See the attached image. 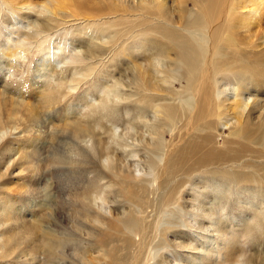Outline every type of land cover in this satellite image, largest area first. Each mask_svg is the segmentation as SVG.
<instances>
[{"label":"bare ground","instance_id":"obj_1","mask_svg":"<svg viewBox=\"0 0 264 264\" xmlns=\"http://www.w3.org/2000/svg\"><path fill=\"white\" fill-rule=\"evenodd\" d=\"M69 1H55L52 4L45 3L32 7L21 6L19 10L23 9L25 12L24 14L20 12V17H15L14 13H11L10 24L15 28L11 27L10 30H5V33L1 31L3 41L0 46V85L5 86L6 77L9 79L10 75L17 73L20 59H26L39 40L50 38L51 35L62 31L64 34L60 39L61 44L56 43L58 46L56 48L48 47V51L32 71L33 77L45 81L49 79L48 82L52 84L54 96H42V104L50 109L49 112L57 110L61 105L64 106L73 92L90 77L96 78L100 72L104 75L103 79H100L103 87L99 89L101 90L99 96L96 98L92 95L83 100L89 110L99 109L101 117L99 119L90 117L93 122L82 123L71 133L61 134L62 140L67 135L73 142H78L74 147L70 144L69 150L74 153L76 148L78 151L91 149L111 171L116 169L117 148L126 150L130 147L128 154L133 158L135 152L137 156V147L128 145L123 140L124 135L115 131L114 120L117 118L115 111L119 106L132 108L137 115L133 120H129L124 130L144 128V133L149 138L145 146L142 145L144 141L142 137L139 140L135 139L144 157L138 159L137 165L132 168L136 173L145 169L143 174L148 178H136L132 173H126L124 176L120 174V177L114 174L118 183H112L114 186L119 184V189L122 188L128 204V210L123 211L120 219L108 221L100 215L91 213L92 201L106 203L104 196L106 191L98 193L99 188H111L113 186L111 183L103 185L98 181L99 184L95 183L97 185L94 184L95 186L87 188L82 195H77L80 212L76 213L89 223L92 234L95 229L100 232L106 231L96 234L97 237L89 236V240L93 241V250L98 252L99 260H88L87 264H256V255H253L248 242L261 230V226H264V105L257 98H252L251 93L254 87L264 85V61H260L257 55H253V59L244 56L245 52L242 51L240 43L233 37L235 26L233 19L234 15H237L244 23L251 25V21H256L260 3L264 1L255 0L257 5L244 14L237 11L238 7L234 4L224 10L228 3L225 0H198L201 3L194 5L197 12L185 23L184 33L177 32L169 26L170 22L166 20L168 18H165L161 11L162 6L167 11V7L161 4L163 0H136L138 6L135 8L142 11L141 16L145 18L144 20L134 19L137 17L136 10L135 14L126 13L124 10L121 17L117 15V10L109 9L105 14L109 16L108 18L100 15H81L84 16L83 19L85 18L81 24H74L79 16L76 11L74 15L68 14L67 19L59 17ZM75 1L77 10L80 8L79 4L82 6V1ZM223 2L225 3L222 5ZM153 7L160 10L159 15L163 18H154L148 13ZM34 9L38 16H33L30 12ZM220 12L226 13L225 19H217ZM39 16L44 19L41 20ZM5 24L6 21L1 23L7 29L8 26ZM17 24L21 26L16 27ZM175 25L178 26L179 23ZM22 26L26 28L23 29ZM71 29L80 35L77 37L78 45L73 44L72 47L64 44L69 40L64 37ZM139 40H146L150 44L152 55L147 59L145 56L146 62L141 67L126 60L129 63L128 77L126 78V75L118 77L107 85V80L113 78L111 73L115 71L112 67H116L123 57L132 58L130 51L136 48ZM59 45L64 46V53L67 56L61 52L62 55L57 54L55 59L58 60H55V51L60 49ZM141 54H146V51ZM64 62L69 66L62 70L63 72L60 70L59 77L57 68ZM68 71L72 72L70 76L66 75ZM176 82L180 84L177 89ZM20 84L27 85L29 89L27 82ZM9 103L5 97H1L0 142L13 128L6 127V124H13L16 119L19 121ZM20 106L26 107L23 104ZM87 108L82 107V110L85 111ZM231 108L230 115L235 116L233 121L224 118V113L229 115ZM255 109H258V115L251 118V112ZM31 115V120L36 121L37 115L35 113ZM106 123L107 125L111 123L112 128L106 126ZM223 127L231 129L230 138L227 135L226 139L219 133ZM37 133L36 137L41 140L40 133ZM165 133L182 138L183 143L179 142L182 145L177 144L179 147L173 150L169 148L168 151L165 148L167 144L161 136ZM152 139H154L152 144H149ZM26 140L29 141V138ZM148 145L152 146L151 150L146 148ZM38 150L34 153L29 152L30 155H19L14 159L11 156L3 161L0 165V168H3V173L0 169V182L6 177L9 169L17 164L21 165L19 170L21 174L38 171L36 168L39 160L35 161L34 157L31 159L32 155H39L41 149ZM18 151V147L13 150L14 156L19 154ZM48 160V168L50 164L65 162L60 157ZM66 162L71 164V154ZM140 163L143 164V168ZM25 166L30 169H24ZM2 184L3 182L0 186ZM5 184L8 185L6 182ZM21 190L20 195L24 194L25 188ZM5 192L0 196V228L8 224V229L0 233V258H22L26 263L41 259L43 264L44 262L52 264L54 258L60 256L59 249L63 241L45 232L40 224L41 219L33 224L21 220L19 222V219H16L14 226H9L11 219L5 214L6 210L10 209V203L14 201L7 196L16 193L11 189ZM232 193H236L238 200L246 201L253 198L252 204H257L249 215L252 223L247 222L240 231H236L234 225L221 221L220 216L216 217L220 221L214 217V213L225 214L221 201ZM149 195L154 198L148 199ZM186 195H189V198L185 199ZM204 200H208L209 205H205ZM250 203L251 201L248 205ZM147 209H150L148 213ZM181 223L184 229L193 235L190 233L189 242L180 239L181 241H176L175 244L168 236L177 233L176 229ZM132 237H136L137 240L134 241ZM108 244L111 247L108 248ZM183 252L186 254L183 255Z\"/></svg>","mask_w":264,"mask_h":264},{"label":"rangeland","instance_id":"obj_2","mask_svg":"<svg viewBox=\"0 0 264 264\" xmlns=\"http://www.w3.org/2000/svg\"><path fill=\"white\" fill-rule=\"evenodd\" d=\"M55 1L65 2V0H55ZM55 1L54 0H4V1L0 0V6H1L0 7V46L3 41L2 36H1L2 34L1 31L4 32L5 30H10L11 27L15 28V26L10 24L11 23L10 21L12 19L11 13H14L15 17L17 16L20 17L19 13L21 12L22 14H24L25 12L23 9L19 10L21 6L30 5V7H32L35 5H42L45 3L52 4ZM80 1H82L83 4L81 3L82 6H80L79 4L78 7L80 8L76 10L75 7H77V5L75 6V4H77V1L70 0L69 3H67V5L65 6L63 13L59 17H64V19H67L68 14H73L76 11V13L79 14V16L77 17L78 21H76L74 24H81L85 19V18L83 19L84 16H81L83 14H89V15H94V16L100 15L105 18L106 17L108 18L109 16H105L107 11L109 9H115L118 11V14H117L118 16L122 17L124 10H126V13L133 12L134 14L137 11V13L135 14L137 15V17H135L134 19L135 20L145 19L144 17L141 16L142 11H139V8L137 7L135 8V6H138V3L136 2V0L134 1L133 5H132L133 0H80ZM227 1L228 3H227V6H224L225 7L224 10L231 7V4H234L238 7L237 11L243 12L244 14H247L250 9L254 8L257 5L255 0H238V1L225 0V2ZM225 2H223L222 5ZM238 2H240L241 4ZM200 3L198 0H163L161 4L167 7V9L165 7L167 11L164 10V6L161 7V11L165 15L164 17L168 18L166 20L167 22H170L168 24L172 29H174L177 32L184 33L183 31H184L185 23L190 21L195 15V13L197 12V8L194 7V5H200ZM263 3L262 4L260 3L258 14L256 15L257 17L256 21H251V25L244 23L243 19L237 17V15H234V19H233L235 22L234 23L235 26H233L234 27L233 37H235L234 39L240 43L243 49L242 51L245 52L244 56L246 57L249 56L250 58L253 59L254 56L257 55V57L260 58V61H264V4ZM150 10L151 11H149L148 13L152 14L154 18L155 17H158L160 19L163 18L162 15H159L160 10H157L156 7H153ZM181 10H182V13L180 12ZM30 12L32 13L33 16H38L36 14L37 12L35 9L30 10ZM176 12H178V14H180L181 16L177 15ZM165 13L169 16L167 17ZM39 17L41 18V20L44 19V17L42 16H39ZM218 18L225 19L226 13L225 12L218 13L217 19ZM4 21H6V24H5L6 27L8 26L7 29H5V26H3L4 24L1 25V23H3ZM175 24H177L178 26H176ZM17 26H21V25L17 24L16 27ZM22 28L25 29L26 26H22ZM20 31L23 32V30H20ZM63 34L64 32L58 31L54 35H51L50 38H43L39 40V42L30 50L28 55L26 54L27 56L24 54L27 58L23 60L20 59L19 65L17 66V73H15L14 75H10L9 79L8 77H6V80H5L6 87L3 86L2 84L0 85V99L1 97H5L8 103L11 101L9 103V107L11 104L10 108H13L11 109L13 114L15 113L14 115H16L19 119V121L16 119V122H14L13 124L12 123L6 124V127H13V128L11 130L12 132L11 131L8 132V134L4 137L3 141L0 142V149H1L0 150V165L2 164L3 161H5L7 158H10L11 156L14 159V158H17L19 155L25 156V154L27 155L29 154V152L34 153L39 148L41 149V152L39 153L38 156L37 155L31 156V159L34 157L35 161L39 160V163L37 164L38 167L36 168L38 171L35 170L36 172L33 171L31 172L32 174L29 172H28L29 174H25V173L21 174V172H19L21 165L17 164L13 166L11 169H9L6 177L1 181L3 182V184L0 186V196L5 194L6 193L5 191L8 189H11V191H15L16 193V195L7 196L9 197V199L14 201L10 203L9 205L10 209H7L6 214H5L7 217L9 216L8 217L9 219H11V224L9 223L10 224L9 226H14V224L16 223V219H19V222L20 220L25 221L27 224H33L41 219L40 224H41L42 229L45 232L52 234L54 237H58L63 241L62 246L59 249V252H61L60 256L58 258L57 257L54 258V261L52 262V264H87L88 260H91V261L99 260V256L97 255L98 252L96 250H93L94 248L93 241L89 240V236L92 235L94 237H97V235L102 234L104 230L100 232L94 228L96 231L94 230V233L92 234L91 232L92 229L89 223L86 222V220H84L78 214L80 212L79 210L80 202L79 200L77 201V195L79 194L80 196L83 194V192L86 191L87 188L91 189L93 186L97 185L95 183H98V181L100 184H103V185L104 184L108 185V183H111L113 185L111 186V188L110 187L107 189L104 187L99 188L98 193L103 192V190L106 191V194L104 195L106 203L92 201L91 213L92 215H100L102 218H104V220H108V221L111 219L112 221L115 219L116 220L120 219L119 217H122L123 211L126 212L128 210L127 209L128 204H127V197L123 193L122 188L119 189V186H118L119 184H116L117 186L116 185L114 186L115 183H118V179L115 178L114 174H117V176L120 177L119 176L120 174L124 176L126 173H132V175L136 178L137 177L143 178V179L148 178V176L143 174V172L146 171L145 169L144 171L141 170L142 172L139 171L138 173L137 171L136 173L133 171L132 168L134 165H137V162L141 160V158L144 157V153L141 151V147L139 146V144L135 142V139L139 140L142 137V139L144 140L142 142V145L145 146V144L149 141V138H147V135L144 133V128L142 129L132 128V129H129L128 131L124 130L129 120L130 121L133 120V118H136L137 115L135 114L134 110L133 111L131 110L132 108L119 106L116 109L117 111H115L117 115V118L114 120L116 123L115 131H117L118 134L124 135L123 140L124 142L126 141L128 145H134V147L135 146L137 147L136 149V151H138L137 156L135 155V152H134L133 158L131 157V155L128 154L129 149H131L130 147H128L129 149H126V150L117 148L118 154H117V159H116L117 160L116 169L114 171H111L105 166V164L102 163V160L96 157V155L93 153L91 149L90 150L85 149L83 151H78L76 150L77 149L76 148L74 153L72 150H69L71 148V145L74 147L75 145H78L77 144L78 142L76 141L73 142L72 139L71 141L67 135H65L66 138H63L62 140L60 138L61 134L63 132L71 133L75 127H77L78 125H81L82 123L93 122L90 120V117H93V119H99L101 117V113L99 109L95 110V108L94 109L90 108L89 110V108L85 107V103H83V100L90 98L92 95L95 96L96 98L99 96V91H101L99 89L103 87L102 85L103 83L100 79H103L102 77H104V75L103 73L100 72L101 74L98 73L96 78L90 77L87 81L81 84V86L76 90V92L75 91L73 92V95L71 96V98H69L66 101L64 106L61 105L57 110L53 109L54 111L51 110L52 112H49L50 109H47L46 105L42 104V96L43 95H47L49 97H51L52 95L54 96V93L52 92L53 90L51 88L52 84L48 82L49 79L45 81V79H42V78L39 79V78L33 77L32 71L34 68H36L37 64L41 61V58L48 51V47L53 46V48H56L58 47L56 46V43L59 42V44H61L60 39H62ZM79 36L80 35H77V33L73 32V30L71 29L70 31L66 33V36L64 37V38H69V40L64 44L66 45L69 44L71 45L70 47H72L73 44L78 45L77 37ZM14 38H15V35L12 36V39ZM140 42H142L143 45L142 43L140 44ZM137 43L138 45L136 46V48H132V50L130 51L132 58L127 57L124 59L123 57L118 62L116 67H112L115 71L114 73L110 72L113 78L109 77L110 79L107 80L108 81L107 85H110L113 79H117L118 77H121V76L124 77V75H126L125 76L126 78L128 77L127 65H129V63L127 62H130V63L132 62L135 64V66L141 67V65H143L146 62V59L152 55L153 50L150 44L146 42V40H139ZM59 48L60 49L55 51L56 55L54 56V59L57 58V54H61V52L62 54L64 53V46L59 45ZM145 51H146V54L142 55L141 53H144ZM253 52L255 54H252ZM61 55L59 56L62 57ZM63 55H65V57L67 56L66 53H64ZM133 55L135 56L133 57ZM145 56H146V59H145ZM142 57H144L143 59L145 60L143 59L141 60ZM55 60H58V59H55ZM13 64H15L14 61H13ZM68 66L69 65L65 62L58 66L57 74L59 77H61V71L62 70L64 71L65 68H68ZM109 71L110 69L108 70V74H109ZM71 74H72L71 71L66 72L67 76H70ZM2 78L5 79L4 77ZM97 79L100 81H97ZM92 80H95V81H92ZM22 82L23 83L27 82L29 89H27V85H21L20 83ZM32 83H35V85H33ZM16 84H20V85L16 86ZM179 87H180V84L176 82L175 88L177 89ZM253 90L254 91H252L251 93L252 98H257V100L261 101L264 105V85L259 86L257 88L254 87ZM12 100H15V101H12ZM12 104L15 106H13ZM22 104L26 105V107L23 106L24 107L23 108L22 106H20ZM82 107L87 108V109L84 111L82 110ZM29 109L32 111H29ZM84 112L85 113L87 112V113L85 114ZM231 112H232V108L228 112L229 115L224 113L225 114L224 118H226L227 120L233 121L235 119V116L230 115ZM33 113L37 115L36 121L31 120V116H32L31 114ZM257 115H258V109H255L251 112V118ZM128 117H130L131 119ZM106 126H109L110 128H112L111 123H108V125L106 123ZM230 130H228V128L223 127L220 129L219 133L224 138L228 139L231 137V134H229ZM37 132L40 133L41 140H38V137H36V135H38ZM227 135H228V138H227ZM161 136L164 140V143L167 144L166 145L167 147L165 148H167L168 151L181 146L182 144H179V142L183 143L181 142L183 141V139L176 135L172 136V135H168L167 133H165V134H162ZM28 138H29L30 143L28 140H26ZM154 139H152V141L150 140L149 144H152ZM3 144L6 146H4ZM177 144H179V146ZM83 146L84 145H82V147ZM17 147L19 150L18 151L19 154L14 156L13 150H16ZM151 147H152L151 145L150 146L148 145L146 148L147 149L149 148V150H151ZM24 148L25 150H22ZM169 148L171 149L169 150ZM3 154L4 155L7 154V155L4 156ZM70 154H71V164L69 163L70 161L68 163L66 162ZM52 157L63 158L65 162L58 163V164H52V165L50 164V168H48V165H49L48 159ZM45 162H46V165H45ZM140 166L141 168H143L142 163H140ZM26 167L27 166H25L24 169H30L29 167L28 168ZM0 169H1V172L3 173V168L1 167ZM41 171L43 174L41 173ZM54 171L56 172L55 174H54ZM51 172L53 173L52 175H51ZM95 178H97L96 179L97 181L95 180ZM91 179L92 181H90ZM4 180L8 185L5 184ZM4 187H6L7 189H5ZM23 187L25 188V192L24 194L20 195V193L22 192L21 189H23ZM96 189H97V186H96ZM151 196L152 195H149L148 199L152 200L154 198V196L152 197ZM236 197H237L236 193L235 194L232 193L230 196L223 199V201H221V205H223L222 207L225 211V214L223 215L222 213L220 214L218 213L217 215H215L214 213V217L218 218V216H220L221 221L223 220V222L226 221L228 224L234 225L235 230L240 231L243 229L244 224H246L247 222L252 223L249 215H251L250 212L257 207V204L256 203L252 204L254 201L253 198H249L245 201L243 199L238 200L236 199ZM186 198H189V195H186L185 199ZM0 201H1V197H0ZM7 201H10V200H7ZM204 201H205L204 202L205 205H209L208 200H204ZM249 201H251V203L248 205ZM149 211L150 209L146 210L147 213ZM210 213L212 214V212ZM20 218H22L23 220ZM205 222L206 221H204V223ZM112 224H117V223L112 222ZM207 226H209V224H207ZM261 227H262L261 230L255 235V237H252L251 239H249V242H248V245L251 248L253 255L254 256L256 255L255 256L256 264L264 262V226L262 225ZM7 229H8V224L7 226L0 228V233L4 232ZM176 230L178 231L177 233L169 234L168 239L170 241H172L175 244H177V242L181 240L184 242H189L190 238L188 237H190L192 233L190 232L191 233L190 234L189 232H187V230L184 229V227L182 226V223L179 225V228H177ZM208 233L209 231L206 232L207 235ZM132 239L134 241L137 240L136 237H132ZM109 247H111L110 244H108V248ZM182 254L185 255L186 253L183 252ZM189 258L190 257H188V259ZM40 262H41V259L40 260L37 259L35 262L26 263L25 259H22V258H19V259L18 258H0V264H7V263L8 264H31V263L32 264H43V262L41 263ZM44 264L46 263L44 262Z\"/></svg>","mask_w":264,"mask_h":264}]
</instances>
